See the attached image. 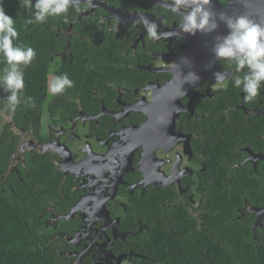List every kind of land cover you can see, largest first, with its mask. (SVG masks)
<instances>
[{
  "label": "flooded vegetation",
  "instance_id": "flooded-vegetation-1",
  "mask_svg": "<svg viewBox=\"0 0 264 264\" xmlns=\"http://www.w3.org/2000/svg\"><path fill=\"white\" fill-rule=\"evenodd\" d=\"M165 2L94 0L69 9L68 23L33 24L45 34L24 69L35 107L21 103L8 119L0 102V132L14 143L6 185L33 207L46 264H165L156 253L165 244L205 264L222 210L248 229L254 252L264 245V90L245 103L239 73L213 52L230 31L219 14L264 23V0H212L218 27L195 35ZM141 14L172 35L147 39L133 27ZM62 73L74 86L48 95ZM24 138L29 148L14 156Z\"/></svg>",
  "mask_w": 264,
  "mask_h": 264
},
{
  "label": "clouds",
  "instance_id": "clouds-1",
  "mask_svg": "<svg viewBox=\"0 0 264 264\" xmlns=\"http://www.w3.org/2000/svg\"><path fill=\"white\" fill-rule=\"evenodd\" d=\"M21 8L30 15L25 25L44 24L50 18H63L69 22V9L76 13L96 7L94 0H20ZM212 0H170L165 2L164 11L171 14L179 22L184 33L195 35L197 31L212 32L218 27L217 14L212 10ZM219 20L226 22L229 33L217 37L213 52L216 59L230 65L235 73L233 87L241 89L244 102L254 101L264 90V23L258 22L251 15L244 13L229 16L219 14ZM101 24L105 23L101 18ZM119 18L110 25L113 32L119 31ZM140 24L146 30V37L158 41L172 33L158 31V25L146 16L140 15L133 22V27ZM16 20L5 12L0 3V60L4 67L0 70V89L8 93L5 97L4 111L10 119L17 108L24 103L35 107L31 96L24 97V69L36 59V50L19 40ZM225 72L216 74V83L222 84ZM198 79L195 73L184 77V82L194 83ZM74 86V81L67 73L56 74L47 81V92L50 96H58ZM3 113H0L2 115Z\"/></svg>",
  "mask_w": 264,
  "mask_h": 264
},
{
  "label": "trees",
  "instance_id": "trees-1",
  "mask_svg": "<svg viewBox=\"0 0 264 264\" xmlns=\"http://www.w3.org/2000/svg\"><path fill=\"white\" fill-rule=\"evenodd\" d=\"M0 3L5 12L15 18L19 40L25 45L34 44L38 41L37 38L45 35L40 27L33 24L25 25L30 13L21 8L20 0H0ZM6 95L8 93L0 89V102L5 101ZM13 148L11 137L0 132V264H46L47 257L37 243L39 232L35 224L38 221L33 207L20 190L15 188L12 192L6 185L9 172L6 164L9 152H12ZM232 217L234 218L231 211L222 210L218 219L219 224L214 227L217 228L219 240L206 237L205 264H264V245L260 246V251L254 252L252 249L254 240L248 234V229L242 228L237 220L231 219ZM164 228L163 226L159 231H163ZM159 247L161 250L156 253L165 264H187L189 256L194 255L186 251L177 252L173 257L169 251V244ZM163 255L166 258L162 257ZM190 264H199V261H192Z\"/></svg>",
  "mask_w": 264,
  "mask_h": 264
},
{
  "label": "water",
  "instance_id": "water-1",
  "mask_svg": "<svg viewBox=\"0 0 264 264\" xmlns=\"http://www.w3.org/2000/svg\"><path fill=\"white\" fill-rule=\"evenodd\" d=\"M16 129V128H14ZM19 130V129H17ZM20 131V130H19ZM21 132V131H20ZM17 133V132H16ZM29 148V145L26 144V141H25V138L21 140V143L19 145H17L16 149H15V153H14V156L15 154H23L25 152L26 149ZM13 158V157H12ZM10 165L11 163L8 165V170L10 169Z\"/></svg>",
  "mask_w": 264,
  "mask_h": 264
},
{
  "label": "rangeland",
  "instance_id": "rangeland-1",
  "mask_svg": "<svg viewBox=\"0 0 264 264\" xmlns=\"http://www.w3.org/2000/svg\"><path fill=\"white\" fill-rule=\"evenodd\" d=\"M15 131L19 134L20 133V131L19 130H17V129H15ZM25 141H26V144H28L31 140L30 139H25ZM16 161V160H15Z\"/></svg>",
  "mask_w": 264,
  "mask_h": 264
}]
</instances>
